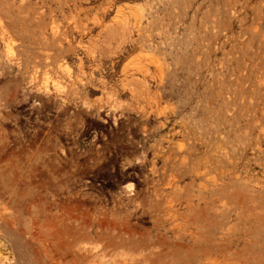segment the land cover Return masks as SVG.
<instances>
[{
    "label": "rangeland",
    "instance_id": "1",
    "mask_svg": "<svg viewBox=\"0 0 264 264\" xmlns=\"http://www.w3.org/2000/svg\"><path fill=\"white\" fill-rule=\"evenodd\" d=\"M222 188L264 202V0H0V264H256Z\"/></svg>",
    "mask_w": 264,
    "mask_h": 264
},
{
    "label": "bare ground",
    "instance_id": "2",
    "mask_svg": "<svg viewBox=\"0 0 264 264\" xmlns=\"http://www.w3.org/2000/svg\"><path fill=\"white\" fill-rule=\"evenodd\" d=\"M126 19V18H125ZM120 21V20H119ZM119 21H117V24H118V22ZM123 22L124 21H122V24H123ZM120 23H121V21H120ZM125 24V23H124ZM119 25V24H118ZM120 26V25H119ZM123 26V25H122ZM121 26V28L123 29H126V27L127 26H123L122 27ZM123 29V30H124ZM146 89V88H145ZM41 92V91H40ZM43 93H45V95H47V96H49V95H51V93L47 90L46 92H43ZM132 95H133V97H135V94L132 92ZM137 95V94H136ZM58 96V95H57ZM58 99H60L59 101L62 103V105H65L66 104V100L65 99H62V98H59L58 97ZM74 99H76V100H78V99H80V97H79V93H77V92H75V94H74ZM108 101L110 102V104L109 103H106L104 106H102L101 108H100V111H102V112H105L106 113V116L107 117H110L111 116V114H115L116 112H118L120 109H121V107L122 106H120L119 104H117L116 105V100L114 99V96H111V97H109L108 98ZM84 107L87 109V110H89V109H91V106H89L87 103H84ZM145 160V158H143L142 159V161H140L141 163H143V161ZM129 188H133L134 187V185L133 184H129V186H128ZM230 190V189H229ZM232 189L230 190V192H226V189H224V188H222V189H220V194H219V196H220V199H218V200H220V206H222V210H220L221 211V213H220V216L219 217H224L225 216V212L224 211H226L227 209H232L233 207H238L240 210H241V215L240 216H243V217H245L246 219H248L249 220V222H252V221H257V222H259L260 224H262V225H264V215H262L261 213H260V209H262V207L264 206H262V203H264V202H261L260 200H259V198H258V196H253L251 193V197H249L248 195H250V194H248V195H245L243 192H242V189H241V191L240 190H237L236 189V191H232ZM247 192V191H246ZM255 193V192H254ZM247 194V193H246ZM260 196V195H259ZM131 199V198H130ZM229 211V210H228ZM231 211V210H230ZM233 211V210H232ZM263 212H264V210H263ZM262 212V213H263ZM264 214V213H263ZM115 218V217H114ZM133 235V234H132ZM114 238H116V237H114ZM121 238V237H120ZM118 239V238H117ZM128 239V238H127ZM134 239V238H133ZM113 239H111V241H112ZM121 240V239H120ZM119 240V241H120ZM137 240V239H136ZM118 241V240H117ZM126 241V240H125ZM124 241V242H125ZM115 242H116V239H115ZM130 242V241H129ZM113 242H111V244H112ZM122 244H123V242H122ZM128 244V243H127ZM132 244V243H131ZM138 246V245H137ZM220 254H221V256H222V263L221 264H226L227 262H230V264H232V258L230 257V258H225L226 256H224V255H226V253H224V249L222 248V246L220 245ZM256 264H264V258L263 259H261V260H258L257 262H256Z\"/></svg>",
    "mask_w": 264,
    "mask_h": 264
},
{
    "label": "flooded vegetation",
    "instance_id": "3",
    "mask_svg": "<svg viewBox=\"0 0 264 264\" xmlns=\"http://www.w3.org/2000/svg\"><path fill=\"white\" fill-rule=\"evenodd\" d=\"M104 123H106V121H103ZM98 134H100L99 132H96V131H92V132H89L88 135L89 137H85L83 140H82V143L85 144L86 146L87 145H90L91 142H94L95 140H99L101 142H105L107 140V138H102V132H101V136H98ZM98 136V137H97ZM91 138V139H89ZM97 148L99 149H104L105 147H103V145H98ZM69 149H73V148H69ZM70 151V150H69ZM114 157V155H112L111 153L109 154V158H112ZM129 168H126V170H128ZM120 177V180L121 181H124V180H128V179H131L132 176H137L136 173L134 172H129L126 174V176H121L119 175ZM115 182H118V180H115V181H101L100 184H97L96 187H100L101 190L105 191V192H110L114 187H116V184ZM89 184L91 182H88ZM92 184V183H91Z\"/></svg>",
    "mask_w": 264,
    "mask_h": 264
}]
</instances>
